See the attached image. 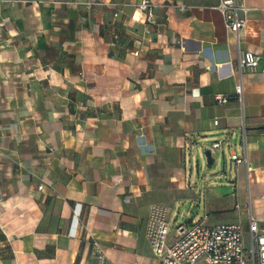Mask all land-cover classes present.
Returning a JSON list of instances; mask_svg holds the SVG:
<instances>
[{
	"label": "crops",
	"instance_id": "crops-1",
	"mask_svg": "<svg viewBox=\"0 0 264 264\" xmlns=\"http://www.w3.org/2000/svg\"><path fill=\"white\" fill-rule=\"evenodd\" d=\"M88 1L0 0V264H97V245L159 264L155 210L264 230V0H245L240 47L262 61L241 76L219 0H153L156 26L141 0Z\"/></svg>",
	"mask_w": 264,
	"mask_h": 264
},
{
	"label": "built area",
	"instance_id": "built-area-1",
	"mask_svg": "<svg viewBox=\"0 0 264 264\" xmlns=\"http://www.w3.org/2000/svg\"><path fill=\"white\" fill-rule=\"evenodd\" d=\"M64 4L68 2H54ZM88 7L97 4V0L85 3ZM179 11H185V6H175ZM216 9L223 17L226 29L235 37L238 46L237 67L240 76L248 71L258 69L262 57L249 50L241 49V33L248 22L249 8L245 0H219ZM138 10L144 16L147 24L156 26L157 17L153 0H141ZM115 16L117 14L115 13ZM236 94L242 102L244 86L242 81L237 85ZM221 102L225 99L221 98ZM215 126L219 121L214 122ZM244 131L243 148L246 152V124L242 121ZM226 142L230 147V140H220L212 144V148L219 149ZM232 159L240 163L237 154ZM248 181L251 179L252 169L247 159ZM44 185L38 187L43 190ZM152 253L159 264H264V230L251 210L248 214V230L236 224L206 225L202 222L181 223L173 226L164 218L161 210H155L151 215L146 230ZM97 264H106V254L96 246Z\"/></svg>",
	"mask_w": 264,
	"mask_h": 264
},
{
	"label": "rangeland",
	"instance_id": "rangeland-1",
	"mask_svg": "<svg viewBox=\"0 0 264 264\" xmlns=\"http://www.w3.org/2000/svg\"><path fill=\"white\" fill-rule=\"evenodd\" d=\"M212 156H214V152L212 150ZM204 164V172L203 173H209L212 171V168L206 167V163L203 161ZM209 181V179L206 180V183ZM199 202L197 199L193 200L192 202H185L181 203L178 208L175 211V216L179 217L180 221L182 222L186 218H191L193 213H196V210L199 209L200 206H198ZM201 210V209H200ZM200 213H203L200 211ZM203 215V214H201Z\"/></svg>",
	"mask_w": 264,
	"mask_h": 264
},
{
	"label": "water",
	"instance_id": "water-1",
	"mask_svg": "<svg viewBox=\"0 0 264 264\" xmlns=\"http://www.w3.org/2000/svg\"><path fill=\"white\" fill-rule=\"evenodd\" d=\"M203 154L206 158L207 165L211 167L214 162L213 157H212V150L211 149L205 150Z\"/></svg>",
	"mask_w": 264,
	"mask_h": 264
}]
</instances>
